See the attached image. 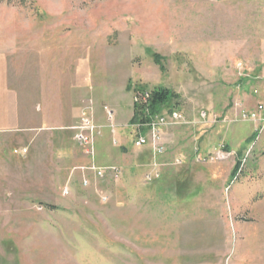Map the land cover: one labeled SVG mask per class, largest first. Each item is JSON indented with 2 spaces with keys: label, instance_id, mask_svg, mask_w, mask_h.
Here are the masks:
<instances>
[{
  "label": "rangeland",
  "instance_id": "374dc122",
  "mask_svg": "<svg viewBox=\"0 0 264 264\" xmlns=\"http://www.w3.org/2000/svg\"><path fill=\"white\" fill-rule=\"evenodd\" d=\"M259 104L264 0H0V264H264Z\"/></svg>",
  "mask_w": 264,
  "mask_h": 264
},
{
  "label": "trees",
  "instance_id": "16d2710c",
  "mask_svg": "<svg viewBox=\"0 0 264 264\" xmlns=\"http://www.w3.org/2000/svg\"><path fill=\"white\" fill-rule=\"evenodd\" d=\"M154 60L158 63L160 70H164V66L161 62V58L158 54H154ZM128 89L131 87L128 84ZM147 90L143 85H134L132 91L134 97L138 100L133 101L132 104V117L129 120V124L132 125L134 122H146L151 120L155 115L162 113L164 108L171 109L174 107V100L177 99L178 95L169 88L158 86L148 90V96L143 100L141 98L142 93ZM240 168V161H238L231 173V178L235 176Z\"/></svg>",
  "mask_w": 264,
  "mask_h": 264
},
{
  "label": "built area",
  "instance_id": "2783aa9c",
  "mask_svg": "<svg viewBox=\"0 0 264 264\" xmlns=\"http://www.w3.org/2000/svg\"><path fill=\"white\" fill-rule=\"evenodd\" d=\"M144 97L147 96V93H144L143 94ZM137 99V98H136ZM259 109V112H261V119L264 120V108H263V105L259 104L258 107ZM175 116V113H173L172 117ZM255 116V114H253V117ZM109 117L111 118L112 117V114L109 113ZM150 121L151 124L150 126H153V125H159V124H162L163 122L165 123L166 122V116H164V114L162 113L161 115H155ZM93 123L92 122H88L87 120L84 121L83 124H81L80 126H78V131L76 133V140H78L79 143L81 144H88L90 146V142H91V138H92V129H93ZM134 127H136V130H139V128L141 126H136V125H133ZM91 130V133L89 134V131ZM152 142H153V145H154V149H156V151H160L163 149L162 147V143H160V138L157 134L153 133L152 134ZM146 143V138L141 136L138 132V134H136V139H135V145H142V144H145ZM25 151V150H24Z\"/></svg>",
  "mask_w": 264,
  "mask_h": 264
},
{
  "label": "bare ground",
  "instance_id": "6f19581e",
  "mask_svg": "<svg viewBox=\"0 0 264 264\" xmlns=\"http://www.w3.org/2000/svg\"><path fill=\"white\" fill-rule=\"evenodd\" d=\"M144 93H147V96H148L149 91H148V90H145V91L142 93V96H141L142 100L145 98V97L143 96ZM147 96H146V97H147ZM132 99H133V101H135V100L137 101V100H138V99H136V98L134 97V95H133V98H132ZM156 116H157V115H156ZM164 116H166V115L164 114ZM151 122H152V121H150V120H148V121H146V122H137V121H136V122L132 123V125L141 126V127H146V126H150ZM141 127H140V128H141ZM132 128H133V127H132ZM133 130H134V128H133ZM133 139H134V140L136 139V133H135V130H134V137H133ZM92 145H94V144L91 143L89 147L92 148V147H93ZM93 152H94V151H93ZM93 152H92L90 155H92Z\"/></svg>",
  "mask_w": 264,
  "mask_h": 264
},
{
  "label": "crops",
  "instance_id": "0c3cea01",
  "mask_svg": "<svg viewBox=\"0 0 264 264\" xmlns=\"http://www.w3.org/2000/svg\"><path fill=\"white\" fill-rule=\"evenodd\" d=\"M132 112H133V111H131V114H130V116H129V118H128V121H129V120L131 119V117H132Z\"/></svg>",
  "mask_w": 264,
  "mask_h": 264
}]
</instances>
